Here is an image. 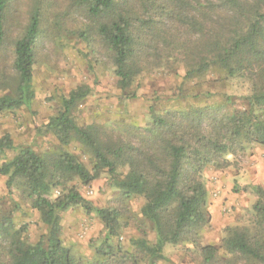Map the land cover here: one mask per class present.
Wrapping results in <instances>:
<instances>
[{"label":"trees","instance_id":"16d2710c","mask_svg":"<svg viewBox=\"0 0 264 264\" xmlns=\"http://www.w3.org/2000/svg\"><path fill=\"white\" fill-rule=\"evenodd\" d=\"M12 1L0 0V46ZM79 1L96 21L123 91L131 89L139 75L163 66L176 53L183 56L185 79L214 69L229 78L244 79L250 84L249 104L229 113L223 105L214 104L164 114L152 111L148 124L118 132L99 124H79L74 111L91 88L73 89L62 97L57 115L39 126L58 139L59 150L40 154L28 145L17 149L8 133L0 138V152L17 149L0 168L7 187L21 188L47 226L46 234L30 243L26 225H17L10 215L0 216V264H136L141 256L163 258L167 244L181 243L195 246L203 264H216L220 247L201 242L212 220L204 172L209 167L226 168L231 164L228 156L248 144L264 146V0ZM40 24L41 10L35 8L15 43L16 89L0 97V112L30 107L36 98L34 66ZM73 141L91 153L93 169L63 148ZM103 173L119 190L120 207H96L73 184L78 179L88 185ZM54 189L60 194L51 198ZM254 190L252 218L225 229L222 247L229 258L221 259L224 264L242 260L264 264V187L256 185ZM134 198L144 201L142 219L152 224L156 239L150 245L145 221L139 222L141 236L131 239L138 254L115 242L130 219L127 204ZM70 207L98 215L105 226L92 261L78 257L63 241V212Z\"/></svg>","mask_w":264,"mask_h":264},{"label":"rangeland","instance_id":"374dc122","mask_svg":"<svg viewBox=\"0 0 264 264\" xmlns=\"http://www.w3.org/2000/svg\"><path fill=\"white\" fill-rule=\"evenodd\" d=\"M79 4V0H13L8 9L5 38L0 46V97L13 94L16 89L15 43L24 34L32 11L35 8L41 10V33L34 66L36 98L30 107L0 112V138L10 134L17 149L28 145L40 154L59 150L58 139L52 133L40 131L39 126L57 115L63 96L80 86L90 87L91 94L74 111L77 122L81 125L99 124L118 132L129 126L148 124L152 111L164 114L173 109L214 104L223 105V111L229 113L248 106L251 90L244 79L229 78L215 69L201 77L185 79L183 56L176 53L163 66L139 75L136 84L123 91L118 85L111 54L99 36L96 21ZM194 37H198V33ZM134 91L135 96H131L129 93ZM16 148L0 152V168L14 156ZM63 148L78 155L89 169H93L91 153L80 142L73 141ZM228 158L231 164L226 168L215 170L209 167L204 172L210 193L207 207L212 220L203 231L201 242L220 247V259L216 264H224L221 259L229 258L222 247L226 227L245 224L252 218V205L257 198L254 187H264V146L248 144L245 150H238L236 155ZM6 180L7 177L0 173V216L10 215L17 225H26L28 241L36 243L46 234L47 226L21 188L14 186L10 190ZM73 184L96 207L121 205L120 192L111 185L107 173L88 185L78 179ZM59 192L54 189L51 198ZM143 203L140 198L128 202L130 219L125 221L127 224L115 238L116 243L131 251L135 250L131 239L141 236L138 224L145 221L141 215ZM62 223L65 244L78 257L92 261L96 247L105 236V226L98 215L88 214L81 207H70L63 212ZM144 225L152 245L156 240L152 224L145 221ZM134 253L138 254L136 250ZM163 255L159 259L141 256L136 264H203L200 252L189 243L167 244ZM124 264L135 263L126 261ZM238 264L254 263L242 260Z\"/></svg>","mask_w":264,"mask_h":264},{"label":"crops","instance_id":"0c3cea01","mask_svg":"<svg viewBox=\"0 0 264 264\" xmlns=\"http://www.w3.org/2000/svg\"><path fill=\"white\" fill-rule=\"evenodd\" d=\"M259 174H260V173H259ZM256 176H257V175H256ZM256 176H255V177H256ZM261 176H262V175H260V177H261ZM258 179H260V178H258ZM242 182H244V181H242ZM244 183H246V182H244ZM244 183H243V184H244Z\"/></svg>","mask_w":264,"mask_h":264}]
</instances>
